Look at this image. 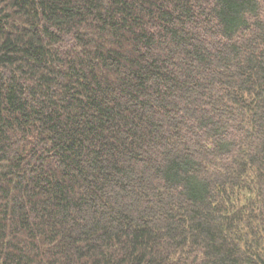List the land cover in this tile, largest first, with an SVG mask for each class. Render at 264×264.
I'll list each match as a JSON object with an SVG mask.
<instances>
[{
  "label": "trees",
  "instance_id": "obj_1",
  "mask_svg": "<svg viewBox=\"0 0 264 264\" xmlns=\"http://www.w3.org/2000/svg\"><path fill=\"white\" fill-rule=\"evenodd\" d=\"M0 264H264V0H0Z\"/></svg>",
  "mask_w": 264,
  "mask_h": 264
},
{
  "label": "rangeland",
  "instance_id": "obj_2",
  "mask_svg": "<svg viewBox=\"0 0 264 264\" xmlns=\"http://www.w3.org/2000/svg\"><path fill=\"white\" fill-rule=\"evenodd\" d=\"M246 195H249V194H246Z\"/></svg>",
  "mask_w": 264,
  "mask_h": 264
}]
</instances>
